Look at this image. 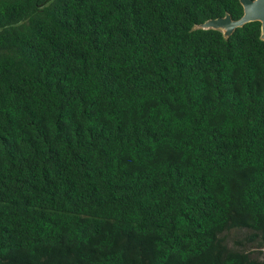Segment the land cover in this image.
<instances>
[{
	"label": "trees",
	"instance_id": "trees-1",
	"mask_svg": "<svg viewBox=\"0 0 264 264\" xmlns=\"http://www.w3.org/2000/svg\"><path fill=\"white\" fill-rule=\"evenodd\" d=\"M240 0H0V264H264V41Z\"/></svg>",
	"mask_w": 264,
	"mask_h": 264
},
{
	"label": "water",
	"instance_id": "water-1",
	"mask_svg": "<svg viewBox=\"0 0 264 264\" xmlns=\"http://www.w3.org/2000/svg\"><path fill=\"white\" fill-rule=\"evenodd\" d=\"M244 15L239 20H234L230 14L224 17L210 19L198 26L202 30L220 31L226 39H229L237 29L252 22L262 24L261 39L264 41V0H240Z\"/></svg>",
	"mask_w": 264,
	"mask_h": 264
},
{
	"label": "rangeland",
	"instance_id": "rangeland-1",
	"mask_svg": "<svg viewBox=\"0 0 264 264\" xmlns=\"http://www.w3.org/2000/svg\"><path fill=\"white\" fill-rule=\"evenodd\" d=\"M252 235L253 234L249 230L235 229V230L226 232L223 235V238L226 244L230 248L244 249L245 251H247V253H249L253 257L263 258L264 257L263 255L257 254L258 251L260 250L257 248L256 244L250 240ZM263 253H264V250H263Z\"/></svg>",
	"mask_w": 264,
	"mask_h": 264
}]
</instances>
